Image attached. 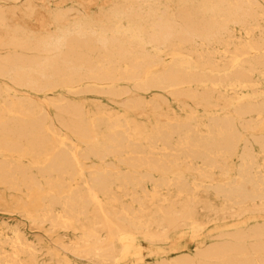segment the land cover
Returning a JSON list of instances; mask_svg holds the SVG:
<instances>
[{
    "label": "bare ground",
    "instance_id": "1",
    "mask_svg": "<svg viewBox=\"0 0 264 264\" xmlns=\"http://www.w3.org/2000/svg\"><path fill=\"white\" fill-rule=\"evenodd\" d=\"M261 80L264 0H0V264H264Z\"/></svg>",
    "mask_w": 264,
    "mask_h": 264
},
{
    "label": "rangeland",
    "instance_id": "2",
    "mask_svg": "<svg viewBox=\"0 0 264 264\" xmlns=\"http://www.w3.org/2000/svg\"><path fill=\"white\" fill-rule=\"evenodd\" d=\"M70 2L68 1V4ZM261 85L264 88V82L263 80H261ZM0 218L1 219H6L8 221L14 222V221H19L21 223L24 224L25 228H27V230H31L30 226L28 225V223L23 220V217H21L20 214H18L17 212H13V211H7L6 209H3L2 207H0ZM264 218V213H254L249 217H245V218H241L235 221H242V222H250L253 220H261ZM226 221H222V223H225ZM217 222H212L211 224H207L205 227L209 229H212L213 226L216 227L215 225L220 224ZM211 227V228H210ZM201 233H203V230H200ZM195 246V240L193 238V234L187 233L186 236H184V238L181 239H176L174 241H171L169 243H166L164 245H161V247L156 248L153 256L154 258L156 257H160V256H169L172 255L173 253L179 252V251H191L194 249ZM152 255H148L146 258L148 260L151 261Z\"/></svg>",
    "mask_w": 264,
    "mask_h": 264
}]
</instances>
